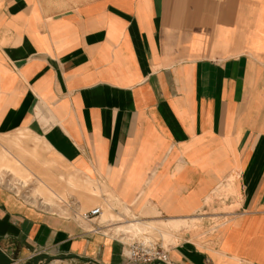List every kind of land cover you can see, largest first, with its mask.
<instances>
[{"label": "crops", "instance_id": "obj_1", "mask_svg": "<svg viewBox=\"0 0 264 264\" xmlns=\"http://www.w3.org/2000/svg\"><path fill=\"white\" fill-rule=\"evenodd\" d=\"M0 140V264H264V0H0Z\"/></svg>", "mask_w": 264, "mask_h": 264}, {"label": "built area", "instance_id": "obj_2", "mask_svg": "<svg viewBox=\"0 0 264 264\" xmlns=\"http://www.w3.org/2000/svg\"><path fill=\"white\" fill-rule=\"evenodd\" d=\"M99 209L95 208L88 212H84L81 217L83 219H92L97 216ZM131 256L134 258H138L143 260L144 262L147 261H167V254L164 248L158 246L154 243L149 242H138L134 243L133 247L131 248Z\"/></svg>", "mask_w": 264, "mask_h": 264}, {"label": "rangeland", "instance_id": "obj_3", "mask_svg": "<svg viewBox=\"0 0 264 264\" xmlns=\"http://www.w3.org/2000/svg\"><path fill=\"white\" fill-rule=\"evenodd\" d=\"M1 142V140H0ZM9 151H11V155L15 158H17L19 161H14L12 160V157L9 156V167H10V170H11V173H10V179H13L15 181H18L20 183L24 182L23 180H26L28 179L27 177L24 179V174L25 175H29L28 173L26 172H22V170L20 171H13V168L12 166H15V165H18L19 162L22 160L23 158V154H21L22 152L20 150H18L17 148H13V150L9 149ZM0 152L1 154H3L2 156H0V169H7L6 167V163H5V158H6V155L7 153H5V151H3V149L0 147ZM2 157V158H1ZM26 157V155H25ZM16 167H20V166H16ZM29 177V176H28ZM7 180V174L6 172H2L0 170V181H6Z\"/></svg>", "mask_w": 264, "mask_h": 264}, {"label": "bare ground", "instance_id": "obj_4", "mask_svg": "<svg viewBox=\"0 0 264 264\" xmlns=\"http://www.w3.org/2000/svg\"><path fill=\"white\" fill-rule=\"evenodd\" d=\"M83 214V213H82Z\"/></svg>", "mask_w": 264, "mask_h": 264}]
</instances>
